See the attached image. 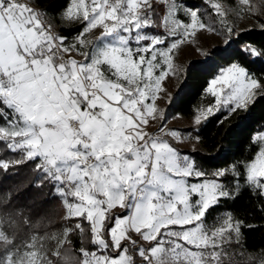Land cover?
<instances>
[{"label": "snow or ice", "instance_id": "snow-or-ice-1", "mask_svg": "<svg viewBox=\"0 0 264 264\" xmlns=\"http://www.w3.org/2000/svg\"><path fill=\"white\" fill-rule=\"evenodd\" d=\"M205 2L226 40L238 35L228 10L218 0ZM235 11L260 15L253 0H237ZM61 16L84 25L68 43L41 19L32 0H0V142L20 154L0 168L36 162L65 206V219L77 222L59 236L17 243L15 216L22 210L0 214V264H53L50 257L61 256L58 249L71 245L73 232L83 236L85 224L92 250H76L82 264H137L122 245H138L133 232L152 245L136 247L142 264H244L245 257L248 264H264V253L254 260L240 247L245 225L231 211L207 219L242 191L264 201V129L251 137V159L209 173L165 139L181 141L183 134L165 131L167 119L157 105L167 94L163 82L178 72L174 60L181 45L198 30H215L212 25L183 0H69ZM95 29L100 36L91 41L87 34ZM242 51L245 59L264 58V49L255 46ZM206 93L213 100L194 108L193 131L218 112H247L264 98V78L234 62ZM158 119L162 135L147 131ZM117 207L125 214H113ZM48 239L56 240L57 251L46 248ZM62 259L76 264L71 252Z\"/></svg>", "mask_w": 264, "mask_h": 264}, {"label": "trees", "instance_id": "trees-1", "mask_svg": "<svg viewBox=\"0 0 264 264\" xmlns=\"http://www.w3.org/2000/svg\"><path fill=\"white\" fill-rule=\"evenodd\" d=\"M68 3L69 0H32V5L56 24L57 34L69 38L65 43L84 27L80 23L63 22L61 12ZM183 3L199 10L202 17L203 10L215 17L205 0H183ZM160 11L163 9L161 8ZM256 18L261 26L252 25L234 29V33L238 35L227 39L225 45L210 48L203 58L191 59L186 64L179 73L180 84L171 95V102L166 106L167 114L192 118L194 108L213 100L206 93L209 82L221 69L231 63L240 62L257 77L264 78V58L245 59L242 51L245 45L264 49V18L259 15ZM220 26L212 25L226 38L223 26L221 24ZM149 31L160 32L157 29H149ZM190 129L193 131L194 127ZM262 129H264V98H259L247 112L233 114L231 117H228L225 111L218 112L209 117L207 122L202 123L198 131H193L195 136L199 137V149L195 150V154L198 157L199 154L207 156L202 160L214 169H227L234 162L251 159L252 153L256 151V148L252 147L249 152L251 137ZM18 159H20L19 153L11 152L4 142H0V163ZM17 210H22V215L15 216V221L19 225L15 232L17 243L29 241L33 235L59 236L65 228H73L77 222L75 219H65V206L55 193L53 185L47 180H42V174L33 161L12 165L6 170L0 168V214L17 213ZM225 210L231 211L233 216L245 225L241 238L244 248L250 252L264 253V201L247 191H242L235 200L222 201L221 206L213 209L207 219L211 220ZM25 220L27 224L24 223ZM248 225L251 227H247ZM84 227L83 236L73 232L69 237L72 241L71 245L65 244L58 249L61 256L50 257L53 264H64L62 257L69 252L74 256L76 264H82L83 257L76 250L81 246L86 250H92L88 225L85 224ZM5 230L10 235L13 234V229L7 224ZM46 248L50 252L57 251L56 240L48 239ZM4 253V246L0 243V258Z\"/></svg>", "mask_w": 264, "mask_h": 264}, {"label": "rangeland", "instance_id": "rangeland-1", "mask_svg": "<svg viewBox=\"0 0 264 264\" xmlns=\"http://www.w3.org/2000/svg\"><path fill=\"white\" fill-rule=\"evenodd\" d=\"M218 2H220L222 6L228 10L227 20L229 23L232 24L234 29L238 30V29L249 27L252 25L261 26L259 20L256 17H250L246 15L238 16L237 12L235 11V9L237 8V0H218ZM253 2L260 8L259 16L261 18H264V0H253ZM39 13L41 14V19L46 24L51 25L53 33L57 34L56 24L50 18L45 17L40 11ZM212 13H213V10H212ZM214 16L215 17H212L210 14L205 12V10H203L202 18L204 19V22L206 24H211L217 27H221L220 24H218L219 18L215 14ZM181 19H184V18H181ZM62 20L65 23H69L63 18ZM157 34L163 35V32L160 31ZM87 36L89 40L94 41L96 40L97 37L100 36V30L95 29L91 33L87 34ZM226 42H227L226 38L223 37V35L216 29L213 31H209L207 28L203 30H198L196 35L192 37L189 42L185 43L184 45H181V50L179 52L178 58L174 60V64L177 66L178 72L177 74L170 75L168 79L165 82H163V87L166 89L167 94L162 92L160 94L162 98L157 100L158 108L161 110H164L165 118L167 119V126L165 128V131H168L171 129H177V130H180L181 133L183 134V138L181 141L172 140L171 137H165V139H169L171 143L173 144V146L176 147L179 151H181L182 154H187L190 157L194 158L197 166L206 170L209 173L215 170H218V169H214V167L208 166V164L204 163L202 158L206 159L207 156H201V154H199V157H198V155L195 154V150L199 149L198 139L195 138L197 136H195L193 131L190 129V127H194V128L196 127L194 125V118L192 117L188 119V118H183L176 114H167L166 106L168 104L167 101L170 99L171 95L175 92V90L178 88L180 84L179 73L183 70L186 64L191 59L203 58V55L208 49L218 47V46H223L226 44ZM72 56L76 58L77 60H83L82 56L76 55L75 53H72ZM161 124H162V121L159 119L154 122L150 121L147 127V131L153 134L162 135V133H159L158 131L159 128L161 127ZM229 179H231V177H229ZM113 214L124 215L125 212L123 209H120L119 207H117L116 209L113 210ZM108 226L111 227V224H109ZM130 235L133 240L138 241V245L133 246L129 244L127 240L123 241L122 245H128L129 252L132 256L136 257L137 264H142L139 256L137 255L136 247L138 246L146 247L147 245V248H150L152 245L149 242L143 241L141 237L135 234L134 232L130 233ZM232 247L236 249L235 244ZM240 247L246 253L252 254V257L254 260L260 259L261 252L255 253V252H250L246 250L243 246L242 239H241ZM237 259H240V258L238 257ZM244 264H248L247 257L244 258Z\"/></svg>", "mask_w": 264, "mask_h": 264}, {"label": "built area", "instance_id": "built-area-1", "mask_svg": "<svg viewBox=\"0 0 264 264\" xmlns=\"http://www.w3.org/2000/svg\"><path fill=\"white\" fill-rule=\"evenodd\" d=\"M34 6V5H33ZM34 8L39 12V10L34 6ZM145 248H147V245H146V247Z\"/></svg>", "mask_w": 264, "mask_h": 264}]
</instances>
